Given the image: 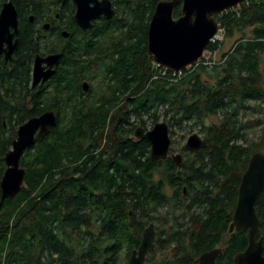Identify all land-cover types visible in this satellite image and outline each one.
<instances>
[{
	"label": "trees",
	"instance_id": "obj_1",
	"mask_svg": "<svg viewBox=\"0 0 264 264\" xmlns=\"http://www.w3.org/2000/svg\"><path fill=\"white\" fill-rule=\"evenodd\" d=\"M12 1L30 12L50 0ZM112 1L118 14L103 36L113 47L102 59H83L91 49L82 43L74 62L66 56L57 80L35 89L38 46L31 36L22 39L12 66L0 60V182L20 126L47 111L58 117L57 127L23 156L21 191L2 201L0 189V264H120L123 254L128 264L156 221L163 229H156L157 247L147 264H197L216 248L225 250L217 264H234L248 246L247 231L229 233L239 186L251 157L264 153V136L247 139L252 125L262 122L239 120L241 110L264 112V0L216 15L225 38L241 36L219 63L181 75H163L147 50L150 20L163 0ZM221 46L211 43L207 50ZM87 61L98 63L103 78L90 102L76 98V71ZM161 109L173 123L202 124L207 148L191 155L183 147L181 167L171 158H152L149 142L134 137L138 127L147 130L145 118L158 123ZM220 114L218 124H205ZM256 211L264 246V192Z\"/></svg>",
	"mask_w": 264,
	"mask_h": 264
},
{
	"label": "water",
	"instance_id": "obj_2",
	"mask_svg": "<svg viewBox=\"0 0 264 264\" xmlns=\"http://www.w3.org/2000/svg\"><path fill=\"white\" fill-rule=\"evenodd\" d=\"M246 1L249 0H182L179 18L174 17V12L180 0L160 1L149 24L148 54L157 66L169 72L178 73L186 70L203 57L207 47L218 34L220 24L215 16ZM73 2L77 8L75 20L84 30L94 28L93 21L102 17L110 21L117 15L112 0H73ZM11 27L15 32L9 36L8 31ZM18 32V13L13 2L9 1L4 4L0 13V53H3L7 39L12 40ZM16 48L17 45L11 46L12 51ZM12 51L7 55L6 61L11 60ZM61 57L62 55H53L46 59L36 58L33 87L53 75V71L44 72V68L41 67L42 62L52 61V64L57 65ZM57 124L56 113L47 111L20 126L11 150L4 157L6 170L0 185L2 201L16 196L21 191L26 180V171L21 167L23 156L27 150L35 146L37 138L43 139L49 135ZM134 137L149 142L152 158L165 161L171 157L177 166L182 165L183 155L171 153L172 140L167 123L158 122L151 130L138 127ZM206 148V140L197 134L191 135L186 143V149L191 155ZM263 192L264 153L257 152L251 157L242 176L229 231V233L234 231L248 233V246L235 258L234 264H264L263 238L257 239L261 231V220L256 211V205ZM157 237L156 227L152 223L144 230L140 246L132 252L128 264H147L151 251L157 247ZM224 251L223 248H216L206 252L199 258L197 264H217L218 258L224 254Z\"/></svg>",
	"mask_w": 264,
	"mask_h": 264
},
{
	"label": "flooded vegetation",
	"instance_id": "obj_3",
	"mask_svg": "<svg viewBox=\"0 0 264 264\" xmlns=\"http://www.w3.org/2000/svg\"><path fill=\"white\" fill-rule=\"evenodd\" d=\"M9 1L12 0H0V13L4 4ZM128 1L130 0H116L118 4L123 5H126V3L128 4ZM113 6L118 14V9L114 2ZM15 7L18 13L19 32L12 38V40L9 38L7 39L8 41L4 43V51L3 53H0V60H2L5 65L8 64L12 66L16 53L19 51L22 43V39L27 35L31 36L33 42L38 46V51L35 54L32 63V89L45 86L48 83L57 80L66 64V56L69 61L74 62L77 49L82 43H89L88 45H90L89 48L91 49L82 54V58L85 60H89V56L92 57L93 60L102 59L105 56V52L113 47V44H105L108 40L110 42L111 38L103 36L104 31L110 32V30H104L105 28H103L106 26L108 20L102 17L101 19L93 21L94 28L89 30L82 29L78 26L75 20L77 8L73 0H50L48 4L39 5L36 8L31 7L30 12L27 11L23 4H20L19 8H17V6ZM14 32V28L11 27L8 31V35L10 36ZM102 44H104V46ZM13 45H17V48L12 51L11 46ZM11 51V60L6 61V57ZM53 55H62L57 65L52 64V61L42 62L41 65V67L44 68V72L53 71V75L45 82L41 81L36 87H33V69L36 58L41 57L46 59ZM96 64L98 63L95 62V64H93L92 62L87 61L85 66L78 67L79 69L76 71L75 78L78 82V95L76 98L81 101L90 102L97 93H99L94 84L99 82V80L101 82L103 78L102 70H99V67L95 66ZM171 160L173 159L171 158Z\"/></svg>",
	"mask_w": 264,
	"mask_h": 264
},
{
	"label": "rangeland",
	"instance_id": "obj_4",
	"mask_svg": "<svg viewBox=\"0 0 264 264\" xmlns=\"http://www.w3.org/2000/svg\"><path fill=\"white\" fill-rule=\"evenodd\" d=\"M221 27V26H220ZM241 35L238 33L236 34V36L234 38H225V34H223V39L222 41H219V44H222L221 48L216 51L215 53H213L212 55L210 53L207 54L206 57V61L208 62V67L213 66L214 64H217L221 61V56L223 53L228 52L232 45H234L236 39H238ZM210 52V51H209ZM203 66V65H201ZM201 66L197 67L200 68ZM196 68V69H197ZM102 82H97L95 83V87L97 89V92H100L102 85ZM249 105L251 107H257L258 103L256 102H250ZM264 109V107H262ZM171 113H167L165 110L161 109L159 112V116H160V120L158 122H165L168 124V122L173 123V121L171 120ZM223 116L222 114L216 116V117H210L207 119L206 121V125H213V124H218L221 120H222ZM146 122H147V130H151L154 127V124L152 122V120L150 118H145ZM239 120L241 122H246L249 121V123H255L257 121H261L262 123L260 125H252V129H250L247 132V139L249 142L254 141V142H261V139L264 136V112L262 114H258V113H253L252 111H245V110H241L240 114H239ZM173 135H170L171 140H172V149H173V153L174 154H182V148L186 146V143L189 139V137L193 134H197L199 136H201L203 138V134H202V124L200 123H196L195 121H191V122H186L183 124H176L173 123ZM158 179V177H157ZM168 193H171V190L168 191ZM165 210H161L160 214H164ZM182 213H178L177 217H179ZM153 224L155 225L156 229L158 228H162V224L158 221L153 222ZM169 230V227H168ZM173 253H175V251H173V249H171L166 256L167 257H172ZM162 255H160L158 253L157 259H159V257H161ZM124 254L122 257V261L120 262V264H125L126 263V259H124Z\"/></svg>",
	"mask_w": 264,
	"mask_h": 264
},
{
	"label": "built area",
	"instance_id": "obj_5",
	"mask_svg": "<svg viewBox=\"0 0 264 264\" xmlns=\"http://www.w3.org/2000/svg\"><path fill=\"white\" fill-rule=\"evenodd\" d=\"M223 34H224V30L221 28V27H219V31H218V34L213 38V40H212V42L211 43H213V44H217V43H219V41H222V39H223ZM208 53H210L211 55L213 54L211 51L209 52L208 50H206L205 51V53H204V55H203V57L199 60V61H197L196 63H194L193 65H191V66H189L186 70H191V69H196L197 67H199V66H201V65H208V62L206 61V57H207V54ZM157 66V65H156ZM158 68H161V67H159V66H157ZM162 69V71H161V73L163 74V75H166V73L167 72H169L168 70H166V69H164V68H161ZM185 71V70H184ZM182 72L183 71H181V72H178V73H173L174 75H176V74H182Z\"/></svg>",
	"mask_w": 264,
	"mask_h": 264
}]
</instances>
